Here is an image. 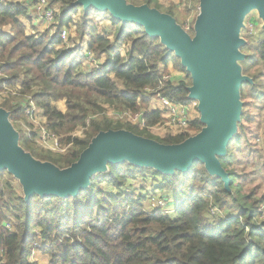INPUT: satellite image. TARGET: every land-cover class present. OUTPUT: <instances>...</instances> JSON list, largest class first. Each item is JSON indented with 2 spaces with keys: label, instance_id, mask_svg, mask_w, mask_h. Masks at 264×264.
Returning <instances> with one entry per match:
<instances>
[{
  "label": "trees",
  "instance_id": "obj_1",
  "mask_svg": "<svg viewBox=\"0 0 264 264\" xmlns=\"http://www.w3.org/2000/svg\"><path fill=\"white\" fill-rule=\"evenodd\" d=\"M77 1L51 0L50 7L61 5L58 31L28 36L20 20L28 15V9L0 0V92H10L9 97L0 99V107L10 113L11 122H28L27 104L18 100L30 96L43 112L47 130L63 137L64 145L72 144L67 155H56L58 159L51 162L60 169L77 162L99 133L124 130L114 128L116 124L138 129L123 120L110 119L105 106L120 114L144 113L142 130L149 139L173 145L189 138L158 139L148 131L163 121L160 112H149L153 98L162 96L181 105L192 102L188 98L192 80L180 60L142 27L123 24L108 13L91 9L83 12L76 24L77 38L82 41L87 37L89 51L104 54L106 62L86 73L79 47L69 49L61 38L62 31L73 25L72 17L78 14L79 8L74 7ZM135 2L136 6L160 7L157 0ZM169 9L178 10V6ZM182 12L185 18L187 11ZM97 17L112 22L113 42L99 33ZM5 28H11L10 35L2 32ZM126 46L130 49L122 57L119 51ZM242 51L248 52L242 64L244 74L253 83L242 87V121L228 146L227 157L220 159L231 178L230 192L201 163L187 174L177 171L173 176L126 163L110 165L106 174L94 176L90 188L77 198L35 196L27 203L18 182L16 189L14 178L3 172L0 264H36L30 262L34 252L47 256L49 264H264V220L260 219L264 217V197L258 198L255 192L242 195L240 187L235 186L238 176L234 168V151L248 136L244 122L253 120L245 108L264 100V43L258 47L248 44ZM171 63L186 77L164 80L169 72L167 68L161 71L160 65ZM114 79L123 83L124 90ZM147 89L152 92L145 93ZM13 90L17 95H12ZM62 101L66 102L65 113L54 106ZM202 128L199 119L192 129L199 133ZM78 130L83 131V137H72ZM20 140L25 149L32 145L37 155L45 152L36 147L32 137L20 134ZM149 179L155 189L172 195L174 200H165L176 204L174 218L158 208L147 211L144 204L149 195L131 191L133 183ZM8 223L12 224L11 230L6 228Z\"/></svg>",
  "mask_w": 264,
  "mask_h": 264
},
{
  "label": "water",
  "instance_id": "obj_2",
  "mask_svg": "<svg viewBox=\"0 0 264 264\" xmlns=\"http://www.w3.org/2000/svg\"><path fill=\"white\" fill-rule=\"evenodd\" d=\"M74 7L86 14L94 9L115 21L133 23L181 62L190 75L189 99L198 103L202 130L179 144H163L127 130L99 133L77 162L66 169L36 160L20 145L10 113L0 107V173L7 172L22 188L27 203L40 198H77L91 186V179L106 174L109 166L130 164L140 169L173 176L189 173L196 163L211 177L220 179L230 192L231 178L220 159L238 133L244 103L241 90L253 80L243 74L246 55L241 37L248 16L257 12L264 24V0H200L193 35L169 14L136 6L127 0H78ZM264 28V25H263Z\"/></svg>",
  "mask_w": 264,
  "mask_h": 264
},
{
  "label": "rangeland",
  "instance_id": "obj_3",
  "mask_svg": "<svg viewBox=\"0 0 264 264\" xmlns=\"http://www.w3.org/2000/svg\"><path fill=\"white\" fill-rule=\"evenodd\" d=\"M127 1H128V3L133 4V5H135L134 3H136L135 0H127ZM180 1L181 0L176 1L175 5L178 6L179 11H181V12L187 11V15L185 18H184V15H185L184 12L181 13L178 10L171 11L169 9L171 5H174V3L173 4L171 3V5L169 4L168 6H165V7L160 5L158 10L162 13L169 14L172 17H174L176 19L177 23L181 27H183L187 23L188 17L192 16V17L196 18V16L198 15V12H199V10H198L199 5H196L195 7L187 8L184 6H180L179 5ZM188 11H189V13H188ZM82 13H83V10L79 9L78 14H77L79 18H80ZM263 25L264 24H263L262 20L259 19L257 12H253L248 16V18L245 21V29L241 32V37L246 41V45L243 48H245L248 44H251L252 47H258L264 43ZM248 37H250V38H248ZM67 40L71 41L70 37ZM243 48L241 49V51L243 50ZM242 53L245 54L246 57L248 56L247 51H242ZM242 68H243V65H242ZM177 72H179V71H177ZM243 74H244V69H243ZM181 75H182V73H181ZM246 76H248V75H246ZM14 102H17V100H14ZM105 107L107 109L108 117L109 116L112 117V116L117 114V112L115 110L109 108L108 106H105ZM245 111H248L250 113L251 118L253 120H252V123H245L244 122V127L246 130V134L248 136H247V138L243 139L242 146L236 148L234 151L235 155L237 157V163L234 165V168H235L236 175L238 176V179H237L235 186L240 187V192L242 195H248L251 192H255L256 196L258 198H262V197H264V100L256 101V102L249 104L245 108ZM118 116L123 117L124 118L123 121L126 118L128 121L135 122V117H134L135 115H133V114H131V115L120 114ZM196 117H200V115H197ZM39 118H40L39 121L40 120L43 121V116L41 114H39ZM110 119H113V118H110ZM13 126L21 135L27 136L26 132H28L27 131L28 128L25 129L23 127V125L20 124L19 122L14 123ZM114 128H124V130H128L137 136L150 138L149 134L147 132H145L144 130L139 131L136 128L123 126L120 124H116L114 126ZM161 129L166 130L163 128H160V129L158 128V129H156V131L150 130V132L154 131V132H152V136L155 138H158L159 136H155L156 134L155 135H153V134L158 133L157 131L161 130ZM33 130H35V132L37 131L35 126H34ZM71 136L72 137H75V136L83 137V131L79 130L78 132L72 134ZM168 136H169V134L167 132V135L163 136V138L168 137ZM158 139H160V137ZM35 145H36V147L39 146L37 143H35ZM245 148L247 149V151L244 150ZM23 149L26 152L30 153L36 160H39V161L46 160L47 162L51 163L52 161H55L58 159V156H56L58 154L53 153V155H52V152H51V154H49L50 152H47V151H45L47 153L44 152L43 154L37 155V152L32 147V145H29L26 149L25 148H23ZM6 179H7V177H6ZM14 183H15V185L17 184L16 181ZM135 186L136 187L134 188V190H131V191H135L142 196L143 195L144 196L149 195V199L145 202L147 211L152 210V201L153 200L158 201V198L159 199H165V197L170 199V201L174 200L172 198L171 194H167L165 192L158 191L157 189H155V186H153L150 179L148 181H138V184H136ZM15 187L17 189V185ZM106 189L108 191H110V188L106 187ZM126 189H128V187ZM19 190L20 189L18 188V191ZM168 205L172 209H176L175 203H173V204L168 203ZM171 215H172L171 217L174 218V213H172ZM260 219L264 220V217H260ZM34 254H35V252L33 253V255ZM33 255L30 258V262H32V263H33V258H32Z\"/></svg>",
  "mask_w": 264,
  "mask_h": 264
},
{
  "label": "built area",
  "instance_id": "obj_4",
  "mask_svg": "<svg viewBox=\"0 0 264 264\" xmlns=\"http://www.w3.org/2000/svg\"><path fill=\"white\" fill-rule=\"evenodd\" d=\"M200 0H181L179 5L184 6L187 8L195 7L199 5ZM51 0H37L34 6V13L37 14L38 17L44 19L52 28V34H55L59 29V21L55 18V12L53 7H50ZM195 18L190 16L187 19V23L184 25L183 29L193 35V26H194ZM70 28L64 29L61 34V38L66 43L68 38L70 37ZM164 80H173L172 76L164 77ZM151 90L147 89L145 93H150ZM12 95H17V90L12 91ZM10 96L9 91L0 92V99H6ZM162 106L163 110L162 114V123L155 126L154 129H166L168 131L169 136L171 137H178V136H194L197 133L192 129L195 121L199 120L200 117H196L200 115L198 112V103L192 101L188 105H181L178 103H174L166 97L157 96ZM18 102H21L22 105H26V116L28 118V122H19L23 125V127L27 129L28 132L27 136L32 137L34 142L37 143L39 146L38 148L52 152L54 154H58L61 156H65L68 154L72 144L64 145L62 140L63 137L57 136L56 134L50 133L47 130L46 120L43 116V112L36 106L33 99L30 96L26 98H20ZM39 114L43 116V121H39ZM144 113H139L135 115V122H140V126L142 129L145 128V124L143 121ZM34 126L36 127V132L33 130ZM155 199V198H154ZM152 210L160 209L161 212L165 216H172L171 214L174 213L176 209H172L168 202L165 199H159L158 201H152ZM173 204V203H172ZM151 211V210H149ZM264 212V208L262 211ZM6 228L11 230L12 224L8 223ZM1 260V256H0Z\"/></svg>",
  "mask_w": 264,
  "mask_h": 264
},
{
  "label": "crops",
  "instance_id": "obj_5",
  "mask_svg": "<svg viewBox=\"0 0 264 264\" xmlns=\"http://www.w3.org/2000/svg\"><path fill=\"white\" fill-rule=\"evenodd\" d=\"M2 1H6L9 3H13V4H20V5H22L28 9V15L20 18L21 22L26 27V33L28 36H37V35L46 34V33L52 34L51 26L44 19L38 17L37 14H35L33 11L37 0H2ZM140 1H143V0H140ZM157 1L161 6L165 7V6H168L169 4L171 5V3L172 4L174 3V5H175V2L178 0H157ZM53 9L55 12V18L57 19V18L61 17V5L54 6ZM72 18H73V25H71L70 29H69L71 41H67L65 43V46L69 49L79 47V55L85 59V61L83 63V70L86 73H89L93 70L99 69V67L104 65V63L106 62V56L102 53H99V54L91 53L89 51V39L87 37H85L82 41H80L77 38V33H76L77 27H75V26L77 23H79L81 21V16L79 18L78 15H74ZM96 20L98 23L99 33L103 37H105V38L109 39L111 42H113L114 34H115V27L112 25V22L110 21V19L109 18L104 19V18L97 17ZM10 31H11V28H5L4 30H2V32L5 35H10ZM129 49H130V46L123 47L120 49L119 54L122 57H125L127 52L129 51ZM166 68L170 74L169 76H172L173 79L182 80L185 77L183 74L181 75L180 72H177L175 70L174 65L172 63L169 64L167 67L160 65L161 71H164ZM114 81L120 90H124V85L121 81H118L115 79H114ZM54 106L57 107L58 110H60L62 113H65L67 110L65 101L57 102L56 104H54ZM162 110H163V106H162L161 102L158 99L153 98L151 100L149 112H151V113L160 112L161 113ZM118 115H120V114L117 113L116 115H114L112 117L109 116V118H113L112 120H115V121L124 119L123 117L118 116ZM124 115H131V113H129V112L124 113ZM124 122L130 123L131 125L136 126V127H138V129L142 130V128L140 126V122H131V121H128L126 118H125ZM154 128H151L148 130L149 133H151V135H152V132L156 131V129H154ZM150 130H154V131L150 132ZM157 132L158 133H154L153 135L156 134L155 136H159L160 139H164L166 137L163 138V136H166L168 131L161 129V130H158ZM139 181H142V180H139ZM136 184H138V181L133 183L132 186L130 187V189L134 190V188L136 187L135 186ZM145 208H146V205H145ZM32 258H33V263L49 264V258L47 256L41 255L38 252H35V254L33 255Z\"/></svg>",
  "mask_w": 264,
  "mask_h": 264
}]
</instances>
